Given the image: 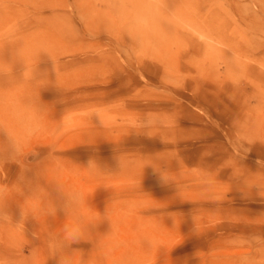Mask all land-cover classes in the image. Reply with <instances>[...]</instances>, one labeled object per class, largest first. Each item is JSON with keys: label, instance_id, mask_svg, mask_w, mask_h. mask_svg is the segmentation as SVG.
<instances>
[{"label": "rangeland", "instance_id": "obj_1", "mask_svg": "<svg viewBox=\"0 0 264 264\" xmlns=\"http://www.w3.org/2000/svg\"><path fill=\"white\" fill-rule=\"evenodd\" d=\"M0 264H264V0H0Z\"/></svg>", "mask_w": 264, "mask_h": 264}]
</instances>
